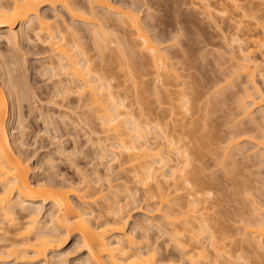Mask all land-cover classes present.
I'll return each mask as SVG.
<instances>
[{
  "label": "bare ground",
  "instance_id": "1",
  "mask_svg": "<svg viewBox=\"0 0 264 264\" xmlns=\"http://www.w3.org/2000/svg\"><path fill=\"white\" fill-rule=\"evenodd\" d=\"M144 1L147 5L148 0H0V44L8 48L7 53L0 51V264H68L66 259L71 252L64 254L62 250L73 239L74 253L80 248L84 250L80 264H179L181 261L186 264H253L256 261L251 260L255 255L260 264L264 261V206L257 207L256 201H250L252 211L246 210L251 216L247 219L240 218L243 214L240 212L245 211L241 208L236 215L240 214L242 226L235 235L234 231L233 234L229 231L226 225L229 218L224 215L225 218L221 216L214 221L216 226H211L213 221L207 212L218 201L209 203L207 200L210 192L202 190L204 182L210 181L203 182L199 174L201 166L193 163L195 159L200 160L197 150L203 148L199 144L189 146L191 141L184 140L191 137L193 142L199 138L203 142L207 135V143L203 142L202 146H219L215 139L223 134V159L246 157L264 165V0H193L194 13L201 14L218 28L223 44L230 49L231 70L228 74L221 71L223 75L220 73L221 76L214 78L208 88H202L204 84H200L199 78L193 77L195 81L191 82L189 75L182 74L184 68L178 67L180 62H170L167 48L176 45L180 29L177 27L178 31L174 30L175 34L167 35L168 38L156 33L153 18L147 15L144 19L139 15V6ZM185 15L183 22H196L191 19L194 16ZM221 22L227 23L226 26ZM29 33L35 38L33 41H37V47H44L47 56L38 52L37 57L26 50L27 43L32 41ZM29 53L36 59L41 58L40 55L48 59L34 69L37 70L34 75L40 73L41 77H47L45 81H52L42 89L46 100L43 97L38 101L34 92L37 89H32L27 82L26 72L30 70H24L31 68L24 67L30 61ZM110 55L119 60L114 66L105 59ZM121 71L132 83L138 111L127 103L128 93L117 89L123 84H118ZM149 75H152L151 94L157 100L161 93L168 102L164 115L157 111L153 114L152 107L143 109L145 104L141 101L149 94L144 78ZM239 78H243L242 83L233 99L236 112L225 120L227 128L207 132V125L201 122L208 121L209 114L218 107L213 105L214 101L217 105L223 103L227 97L225 90L233 88ZM72 94L77 95L76 102H82L84 108H93L99 127H88L89 131L83 135H87L85 141L91 143V147L95 145L93 147L100 150L101 154L96 157L100 162L96 161L104 170L101 174L96 165L90 176L87 170L77 169L81 177L76 181L57 173L54 158L65 157V152L69 151L55 136L58 132L55 124L69 126L71 124L65 121L72 120L57 115L59 111L55 114L52 108L64 111L65 105L56 101L58 98L60 102L66 101ZM38 102L39 105L44 102L48 108L36 105ZM66 102L69 104L68 100ZM25 105L27 113L23 111ZM68 110L66 113H71L72 108ZM26 114L28 117L37 114L35 116L55 131L54 136V131L47 136L50 145L56 143L53 154L47 153L39 159L45 149L40 154L38 148L41 147L31 151L24 122ZM73 122L69 126L73 130L65 128L75 134L79 131L74 133L77 123ZM75 139L77 137L72 139L73 144L79 152L81 149ZM157 139L162 143H157ZM73 148L69 152L75 153ZM105 156H109V161ZM119 158L122 160L118 163ZM112 161L124 172L128 166V173L132 175L131 186L126 181L117 186L129 201L121 202L119 192L112 189L115 187L110 178ZM43 173H47L44 179L41 178ZM103 182L107 186L102 187ZM253 185L245 184L243 188L250 189ZM140 190L144 201H155L152 205L146 204L143 213L155 211L160 221L155 223L145 214L144 219L130 224L128 206L137 200L136 193ZM182 190H186L185 196L180 195ZM96 204L99 207L94 208ZM153 205L156 208L151 210ZM151 233H158L164 240L156 244ZM236 235L240 238L235 239ZM169 249L179 254L177 261L165 255ZM244 253L254 256L249 260L251 257Z\"/></svg>",
  "mask_w": 264,
  "mask_h": 264
},
{
  "label": "rangeland",
  "instance_id": "2",
  "mask_svg": "<svg viewBox=\"0 0 264 264\" xmlns=\"http://www.w3.org/2000/svg\"><path fill=\"white\" fill-rule=\"evenodd\" d=\"M176 1L177 2H175V0H171V1L170 0H148L147 1L148 6L145 5L146 1H144L141 3V5H140V3L137 4L138 6L140 5L139 7H141L139 9L140 10L139 15L144 19L147 15H150L149 17L153 18L152 19L153 24H155L156 29H157V30L155 29V32L160 34L161 36L166 35L165 37H167V35L168 36L174 35L175 31L177 30V27H178V30L179 29L182 30V31L177 30L179 35L177 34L178 37L175 36L178 38L176 45H174V47H168L169 49L167 48V52L170 56V62H172V63L174 62L176 64H178V62H180L181 65L178 67L182 66L184 68L182 74H184V75L187 74V76L189 75L191 78H188V79H190L191 82L195 81L196 77H197V79L199 78L200 82H202L200 84L201 85L204 84L202 86V88H208L210 86L209 84L211 83V81L214 78H216L217 76L219 77V76L223 75L222 73L228 74V72L231 70L232 62L229 59V57H230L229 56V50L230 49H228L229 47H227L226 45L223 44L224 42H222L223 40H222L220 30L218 28H214L215 26L211 25L207 21V19L204 18V16H202L201 14H198L197 12L194 13V11H196V10H194L193 6H192L193 0H176ZM214 2H218V0H216ZM253 2H256V0H253ZM259 7L261 8V6H259ZM146 8L148 10H146ZM185 14H187L189 16H194V18H191V19H195L193 21H196V22L191 23V24L183 22V16ZM187 15H185V16H187ZM195 15H197V16H195ZM146 18H148V16ZM262 20H264V19H262ZM221 24L223 26H226L225 24H227V23L221 22ZM219 25H220V23H219ZM227 28H228V26H227ZM228 29H230V31H232L231 30L232 28H228ZM155 32L153 31V34H155ZM150 34H152V32H150ZM32 37L33 36L29 33V38L32 39ZM34 39H32L31 42L29 40V43H31V44L27 43L26 50H29L28 52L34 53V55H36L35 53H38V52H39V54L44 53L43 52L44 47L39 46V45L37 47V44H35L37 41L34 42L33 41ZM33 43L36 45L35 48H34ZM4 45H5L4 43L0 44V51L1 52L6 51L7 46H4ZM111 47H113V46H111ZM34 49H35V52H33ZM7 50H8V48H7ZM19 51H18V53H16L17 55L19 53L21 54V52H19ZM6 53H7V51H6ZM45 53H47V52H45ZM45 53H44V55L47 56ZM20 54L18 55V57L21 56ZM39 54H37V55H39ZM44 55H40L41 58H39V59H36V56H34V58H33L32 57L33 54L28 55L29 56L28 59L30 60L29 61L30 64L28 62L27 63L28 65H26V67H24V68H31V69H27V70L25 69L24 70L25 72L28 70L31 71L33 69L32 72H30V71L26 72V74L27 73L29 74V75L27 74L26 76H28L27 82H28L29 86L31 87V85H32V87H31L32 89H34V90L37 89L34 92L38 98V101L39 100L41 101L42 100L41 98H43V97L45 98L43 100H46V97L43 94V92L45 90H42V89H44V87H46V84L50 86V84H48L50 81L47 82L48 79L45 81V79L47 78L46 76H45L46 78L41 77L43 75H41L40 73L39 74L36 73L37 75L36 74L34 75V72H37V70L34 71V69H38L37 65H40L39 63H45L44 61L48 60L47 58H44L45 57ZM106 55H109V53H106ZM19 58H21V57H19ZM107 58H105V59L108 60V63L111 64L112 66H114L113 65L114 63L119 61L117 58H114V56H112V55H110ZM120 62H121V60H120ZM191 64H192V66H191ZM107 67H109V66H107ZM220 69H222V70H220ZM24 71H23V73L25 74ZM221 71H222V73H221ZM119 73H121L120 74L121 79H119L120 81H119V83L118 82L117 83L120 85L122 82L123 84L120 86L118 85L119 88H117V89L120 90L121 92L128 93V95L130 96V99L127 100V103L130 102L131 108L135 109V111H138L137 110L138 105H136L135 101H134V97H135L134 93L135 92L132 91V89L134 90L133 86L131 85L132 83L129 80V78L124 74L123 71H121ZM220 73H221V75H220ZM193 77L195 79L192 81ZM150 79H152V75H149L148 78H144V81L146 82L145 83L146 87L149 89V94L146 93L144 96L145 98H143L146 100L141 101L142 103L144 102L143 104H145V106H147V107L145 108L144 105H143L144 107L143 106L142 107H143V109H145L144 111H146V109L149 107L148 109L149 110L152 109L153 114H155V112L157 111L156 112L157 114H163L164 115L165 112H167L166 109H168V106H167L168 102H167L166 98L164 99V96L161 93H159L161 95V98L159 99V97H160V95H159V97L157 99L158 102H157V100L155 99L156 96L153 95V93L151 94L152 91L150 92V90L152 89V87H150L151 86ZM188 79H187V81H189ZM242 79L243 78H239L238 81L235 82V85H233L234 86L233 88H228L227 90H225L224 94L226 93L225 96H227V97H224L223 103H218V105H217V103L214 101L213 105L216 104V106H218L219 108L216 107L217 108L216 109L215 106H213V108H215V111L216 110L217 111L216 112L214 111L215 113L212 112L211 114H209L208 121H204V123H202L200 121L201 124H204L205 126L207 125V128H206L207 132H208V130H212L214 132L217 129L225 130L227 128V126L224 125L225 120L230 118L231 113L236 112L235 104L233 103V99L239 93V88H240V85L242 83ZM199 80H197V82ZM117 81H118V79H117ZM148 82H150V84H148ZM197 82L195 85L199 84ZM50 83H52V81ZM201 85L200 86L197 85V87L201 88ZM49 86L45 89H48ZM224 94L222 96H224ZM222 96H221V99H223ZM59 99L60 98H58V100L56 99L57 100L56 103L59 102V103L65 105L63 107L61 104H58V105H61L63 107L65 112L63 110L60 111L58 109H55V107H53V108L50 107V108H52L55 112L59 111L58 114H57V112L55 114H57V115L62 114L66 120H69V121L72 120L71 121L72 123L65 121L66 123H68V124L70 123L71 125H73L74 124L73 121H75V124L77 123V125H75V127H74V133H75V131L78 130L79 132H76L78 134L75 133L76 134L75 135V134L71 133L70 131H68L72 128V127H69L71 125L65 126L62 123V125H63L62 126L61 123L58 122L57 119H56V122H58V124H55V125L58 127V129H57L58 132L55 134V131L51 129L52 128L51 126H46L43 123V120H41L42 118L35 116L37 114H33L35 117L33 115L31 117H28L29 115L26 114L27 115L25 117L26 119L24 118V120H26V121H24V122H26V126L28 127L27 140H28V144H30V146H31L30 147L31 151H32V149H36L38 147H41V149L38 148L39 149L38 154H40L42 151H44L42 149H45V152L41 153V155L39 156V159L42 158V155H46L47 153L49 155L53 154V152H55L53 150L56 149L55 148L56 145L54 146L53 144H56V143H52L50 145V142H49L50 140L47 139V136L51 135L52 131H54L52 136H54V134H55V136L57 138H59L58 140L62 141L61 142V143H63V144H61L62 147L64 145L65 146L64 148L66 150H69V151L70 150L72 151L73 147L75 148L76 145L73 144L72 139L74 137H77V139H75V140L77 141L79 149H81L79 152H76V151H78V147L76 146L77 150H76V148L75 149L73 148V150H75V153H74V151L69 152V151L65 150L66 151L65 157L64 156L62 158L60 157L61 159L56 158L57 156L54 157L55 159H57V161H56L57 162L56 163L57 164L56 170L58 171L57 173L61 174L62 176L66 177V178L71 179L72 181L73 180L76 181V179L81 177L79 174V171H78L79 169L80 170L84 169L83 170L84 172L87 170L86 174L90 175L93 168L96 169L95 167L97 165L99 171H101L100 173L102 174L104 171L102 166L104 164V167H105L106 164L101 162L100 163L102 165L101 166L102 169H101L98 166V164H99L98 161L100 162V160L98 159L99 157L96 159L97 155L99 153L101 154V152H99L100 151L99 149L94 148V147H96L95 145H93L94 147L93 146L91 147L90 145H92V144L87 143L88 141L87 142L85 141L87 139V135H86V137L83 135V133L86 134L90 128L97 129L99 127V126H97L98 124H96V123H98L97 119L94 120L95 119L94 117H96V116H94L95 114L92 112L93 108H90L87 106H85V108H84L83 107L84 105H82L83 104L82 102H80V103L76 102L77 101L76 100L77 99L76 94H72V96L69 99H67L69 104H67V102H66L67 100L65 101L63 99L62 102H60L61 99L60 100ZM140 99H142V98L140 97ZM32 100H34V99H32ZM35 100H37V99L35 98ZM69 100H72V103ZM163 100L166 103L163 102ZM159 102H161V104H159ZM39 104H40L39 102L36 103V105H38V106L42 105V104L41 105H39ZM44 104H43V108H46L47 106H45ZM26 106L27 105H25V107L23 108V111L27 113L28 106L27 107ZM68 107L72 108L71 113L68 112L69 114L66 113L67 111H69ZM150 107H152V108L150 109ZM209 107H212V106L209 105ZM43 108H42V110H43ZM58 108H60V106H58ZM44 110H46V109H44ZM67 118H71V120L67 119ZM84 119H86V120L89 119V120L86 121ZM151 119H153V118H150V120ZM85 123H86V125L87 124L88 125L86 126ZM78 124H79V126H78ZM77 126L81 129L80 130L77 129L76 128ZM84 126H86L87 128ZM65 127H69L70 129L66 130ZM88 127H89V129H88ZM63 128H65V129H63ZM65 130L67 131V133ZM72 130H73V128H72ZM204 130L205 129H203V133L205 134L206 130L205 131ZM201 132H202V130H200V133ZM209 132H211V131H209ZM97 133H101L99 136H102V132H100L99 130L97 131ZM69 135H71V136H69ZM104 136H107V134L104 133ZM204 136L206 138H208L207 135H204ZM223 136H224L223 134L221 136L219 134L218 139L217 138L215 139L216 143L218 141L219 146H210V147L207 145L202 146L203 142L207 143V141H206L207 139L205 137H204L203 142L200 141L201 140L200 138L198 141L196 140L197 144L194 143V142H196L195 140H194V142L192 141L191 137H188L189 139L186 138L184 140L186 142L191 141L189 146H192V145L198 146V144H199V146H201L203 148L202 150H201V148L198 149L199 147L197 148L198 149L197 152L199 151L198 153L201 154V155L200 154H198V155L201 158H198L200 160L195 159V161L193 163L201 166L200 168H202V172L199 174H202L201 178L203 179V182L204 181H210V182H206V184L204 182V187L202 190L205 193L210 192V196H206L207 200L209 201V203L210 202L215 203V201H218V203H215L216 206L210 212H207V213L211 216L210 218L212 219L213 222L220 220L221 216H223V215L226 218H229V220L226 219L227 222L225 221L226 225L230 229L229 231L231 232V234L234 233L233 235H235L236 231L238 232L237 228L242 226L241 221H239L240 214L243 213L240 216L241 219L243 217H244V219L251 217L248 214V212L251 210V209L249 210V208H251V206H252L250 201H256L257 207L261 208L262 206H264V165H259L258 162L256 163V161H254V160L251 161L252 159H250V158L246 159V157L237 156V157L226 158V159L224 158L223 159V157H222L223 155L221 156V154H223V147H224V142L222 141ZM197 137H199V136H197ZM60 141H58L57 144H59ZM110 142H112V141H110ZM110 142L108 141L107 143H110ZM160 142L162 143V140L160 141V139L159 140L157 139V143L160 144ZM74 143H76V142H74ZM214 145H216V144H214ZM193 148H195V147H193ZM46 149H48L49 151L48 150L46 151ZM80 152H81V154H80ZM66 156H68V157H66ZM108 157L105 156L104 159L107 158V160L109 161ZM121 158H123V156ZM121 158H119L118 163L121 162V160H122ZM70 159H73V160H70ZM248 159H250V160H248ZM96 160H98V161H96ZM107 160H104V161H107ZM221 162H222V164H221ZM71 163H73V164H71ZM107 163H110V162H107ZM118 163L116 161H112V166H110L111 169L113 170V172L111 174L112 177H110V178L112 180V185H115V187L114 188L112 187V189L117 190L119 192L118 199L121 200V202H124L126 200L129 201L128 199L124 198V196H126V194L121 190V188H118L117 186H118V184L120 185L124 181L129 183V186H131L132 185V183H131L132 175L130 174V172L128 173V166L126 167L127 171L125 169H122V170H125V172H124V171H121V169H119L120 167H119ZM254 163H256V164H254ZM75 164H77V166L79 168L75 167L76 166ZM233 165H236V166L234 167ZM43 174L41 175L42 179L47 177V175H46L47 173L44 174L46 176H44ZM90 176H92V174ZM211 183H213V185ZM253 183H255V184L253 185ZM245 184L246 185L252 184L254 187H252L250 189L243 188V187H245ZM101 186L105 187V186H107V183L103 182ZM199 187H201V186H198V187L194 186V189H201ZM141 193H142V190H140L139 192L136 193L137 200L136 201L134 200V201L135 202L138 201V203L133 202L136 204L135 205L131 202L132 204L129 203V205L130 204L131 205L128 206L130 209L128 207L126 208V211H128L127 209H129V212H130V216H131L130 224H132L134 221H138L136 219L142 220L141 219L142 217L144 219L146 217L145 214H148V213H145V214L143 213L144 212L143 207H145L146 204L152 205V203L155 202V201H151L148 203V202L144 201V197ZM185 193H186V190H182L180 192V195L185 196ZM137 194H139V196ZM182 200H184V199H182ZM135 206H137V207H135ZM154 206L155 205L151 206L150 209L152 210V208H154ZM93 207L95 208V207H99V206H97V204H96ZM155 208H156V206H155ZM241 208L243 209V211L244 210L245 211L240 212ZM139 211H141V212H139ZM239 212H240V214L237 216L236 214H238ZM154 213H156V212L153 211L152 213H149L148 215L150 216V218L152 217L153 221L156 223L157 221H160L161 218L158 216V214H154ZM224 216H223V218H225ZM213 222H211V226H214V225L216 226L217 222H214V223ZM222 222H223V220H222ZM153 232H155V231L153 230ZM138 234H139V232H138ZM151 234H152V241L154 242L155 240H157L156 244H158L164 240L163 237L160 236L158 233H151ZM238 235L235 236V239L240 238V237H238ZM232 238L234 239V237H232ZM234 240H231V241H234ZM73 244L75 246V240L74 239L69 241L62 250V253L67 252V251L72 253L71 254L68 252L69 253L68 255H70L69 257H67L68 259H66L68 264H73L74 262H76V264H77V262H79V260L85 256L84 252H83L84 250L81 248L77 249V250H80L81 252L77 251L76 253H74V251H76L75 250L76 246L74 247ZM160 247L162 248L161 244H160ZM232 247L233 248H231V249H234L233 245H232ZM259 251H260V249H259ZM262 252H264V251H262ZM64 254H66V253H64ZM233 254L235 256H237L236 252ZM238 254H240V253H238ZM244 254L248 258L251 257V258H249V260L252 259V256H254V255H248L246 253H244ZM77 255H78V257H77ZM165 255L166 256L168 255L169 258H173L176 261L178 258H180L179 254L174 249H171V250L169 249ZM251 261L257 262V263L255 262L253 264H260V262H259L260 260H258V256H256V255H255V257H253V259ZM251 261H249V263ZM70 262H72V263H70ZM79 264H80V262H79ZM179 264H186V263L184 261H181ZM261 264H264V261H261Z\"/></svg>",
  "mask_w": 264,
  "mask_h": 264
}]
</instances>
